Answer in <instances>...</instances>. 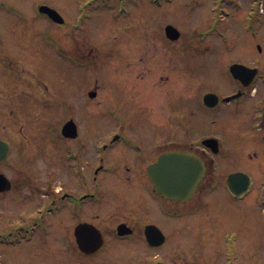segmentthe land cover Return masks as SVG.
I'll return each mask as SVG.
<instances>
[{
    "label": "rangeland",
    "instance_id": "374dc122",
    "mask_svg": "<svg viewBox=\"0 0 264 264\" xmlns=\"http://www.w3.org/2000/svg\"><path fill=\"white\" fill-rule=\"evenodd\" d=\"M115 1L0 0V41H2L0 42V77H13L9 79L8 88L3 87L2 84L5 82L0 79L2 89L0 113L9 114L7 110L14 109V106L6 108L2 105H13L12 99L14 96L18 97L17 93L23 89L29 91L30 81H33L31 87H34V83L44 81L43 89L46 90L44 96L46 105L44 104L43 109L41 111L30 109V114L36 117H41L43 112L42 134L38 132L37 140L26 145L30 155H60L61 126L69 114H73L82 125L90 127L91 137L97 136L103 139L118 125L124 127V134L144 149L143 155H147L154 146L158 143L162 144L166 139L185 140L186 134L172 135L167 127L169 115L174 110L172 105H168L169 89L172 90L171 92L176 90L170 86L164 87L163 79L166 76L160 74L170 70L166 65L168 58H159L156 71L149 78L148 83L142 85L133 77L139 72L152 71L149 62L154 57L152 46L155 43L161 42L166 48L164 54H168L163 32L165 23V26L172 23L178 27L182 31L183 41L188 35L190 37L187 45L182 42L185 46L182 51L168 55L171 57L178 55L177 57L182 58L183 63L178 69L180 72L191 75L194 67L189 64L194 60L196 63L210 64L204 68L203 73L199 70L195 71L199 78L196 83L199 97L204 88L221 94L232 90L235 82H231L224 71L229 62L234 60H242L245 64L256 62L261 71L264 70V51L258 53L257 44L255 45V42H259L264 49V21L256 24L260 34L257 40H251L242 31L245 24L243 18L252 0H239L245 7L243 5L241 10L235 11V14L221 24L220 31L224 32L232 44H223L226 37L213 34L207 39L208 54L201 51V46L196 41L200 36L196 33L209 29L211 20L217 17L210 11L212 0H171L173 4L169 0H160L159 3L154 0H126V3L122 0ZM137 2L139 6L135 7ZM106 3L114 6L111 8ZM126 4L132 10L129 17L121 14ZM38 5H47L58 11L66 21L64 26L39 16ZM158 5L164 7L158 8ZM259 6H262L260 9L263 8L264 11V2ZM43 32L45 34H41ZM44 35L49 46L56 42V46L61 47L64 56L56 52V46L46 48L43 45L41 37ZM136 44L141 45V49L139 46L136 47ZM26 45H29L30 49ZM39 45L45 47L43 51L36 50ZM161 50L163 51V48ZM69 52L74 56L78 53L86 55L82 56L86 60H80L84 66H75L71 62L64 61V58H69ZM170 63L176 65L177 59L170 60ZM171 76L173 82H177L176 74L171 73ZM101 78L104 89L100 98L93 103L90 110L84 109L80 91L95 89V84ZM257 87L259 90L263 89V86ZM247 91L253 94L255 88L248 87ZM191 104L195 108L193 121L205 119L207 112L200 108L196 98ZM28 107L30 108L31 104ZM183 107L184 105L177 106L178 109ZM17 113L21 116L20 112H15V115ZM248 116H250L249 112H243L237 119L245 125ZM4 118L2 116L0 120ZM89 118H92L90 124L87 122ZM162 123L166 126L163 127ZM227 123H230V120ZM187 132L190 133L191 130ZM25 133H30L28 125ZM200 135L193 128L192 136L201 137ZM198 137H193L194 141L198 140ZM226 138L224 143L226 149L223 152L230 153V156L228 159H226L228 155L222 156L221 170L209 173L196 199L185 208L187 212L194 213L187 218L175 220L158 214L157 220L165 228L169 239L162 254L171 255L170 253L176 249L178 256L188 257L184 261L178 259V264H193L195 262L192 261H196L197 258L198 264H228L227 256L224 254V242L221 243L222 252L219 251L221 254L218 253L216 258L211 256L212 251L218 248L221 239L223 240L221 233L227 231L239 233L236 240V255H231L229 260L232 258L231 261L235 264H264L263 206L256 204L255 195H249L243 201L233 199L226 192L225 181L222 183L215 179V175L217 179H223L221 175L239 170L247 171L256 182L264 181L262 173L264 150L261 153L259 148L241 139L232 141L231 138ZM236 152H241V155L234 154ZM244 152L245 155H242ZM64 153H67V148ZM254 153H257L256 156L250 160L249 155ZM108 155H117V153ZM11 158L17 162V156ZM253 162L256 164L253 165ZM17 167L20 168L14 162H9V165L2 169V173L11 178L19 173L24 175L25 172H20ZM32 181L34 182L32 185L23 186L24 190L21 193H15L19 201L9 196L0 197V241L15 233L18 225H20L18 232L24 231L22 218L15 221L19 213L31 209V214L34 215H25L27 219H31L39 216L37 215L39 212L40 214L43 212L45 205L40 203L44 198L41 192L43 193L45 187H41L42 190L38 189L34 194L37 185L43 184L41 182L43 178L39 176L38 180L35 178ZM177 209L181 210V206ZM198 209L199 211L196 212ZM31 221L28 220V223ZM53 221L55 220L47 217L45 228H40L37 224L34 227L37 231L29 244L23 242L19 246H10L0 242V264H147L145 260L142 261L145 258L143 256L148 252L145 251L143 243L135 240L114 244L113 247L119 250V255H113L115 259L112 261L109 259L112 255L108 252L95 258H86L75 251L74 245L71 246L73 241L64 235L59 223ZM204 224H209L207 230L202 229ZM211 224L213 229L209 228ZM46 228L47 230L43 231ZM66 232H69V229ZM226 238L230 239V236ZM216 259L219 263L215 261ZM177 261H173V264H177Z\"/></svg>",
    "mask_w": 264,
    "mask_h": 264
},
{
    "label": "flooded vegetation",
    "instance_id": "af4514ba",
    "mask_svg": "<svg viewBox=\"0 0 264 264\" xmlns=\"http://www.w3.org/2000/svg\"><path fill=\"white\" fill-rule=\"evenodd\" d=\"M153 48L154 57L149 62L152 71L147 73L139 72L134 76L142 85L148 83L149 78L154 75L156 63L160 60L159 58L165 59L167 57L159 55V46H154ZM167 58L166 65L172 59L171 57ZM180 66H176L174 69L180 68ZM166 72L160 73L166 76L163 79L164 87L170 86L176 89L173 92L169 89L168 105H172L174 110L173 112L170 110L171 114L169 115V124L167 125L168 131L172 135L182 136V133L183 135L186 134L185 140L166 139L162 144L158 143L154 146L147 155H143L144 149L140 145L137 144L138 146L133 147L129 142L125 143L123 151L117 153V155H108L112 151H107L114 148V143H112L104 147L106 150L104 155H98L95 143L90 141L89 130L82 131L79 126L77 138L68 140L72 145L69 147L71 149L69 154L66 155L64 153L65 141L67 140L61 137L60 155H56L55 158H49L50 155H44L43 167H36L35 161L32 159L29 167L24 170L25 174L22 175V178L17 179L18 184L16 183L17 176L14 178V191L15 193H21L24 190V185L30 186L34 183L32 180L35 178L38 180V177L42 176L43 181L41 182L43 184L37 185L38 187L36 186L37 190L34 189V194L38 189L42 190L40 189L41 187H45L43 193L41 192V195L44 196L41 204L45 205L48 215L59 223L64 235L69 237V240L77 241L78 235L76 231L82 224L98 227L103 234L105 246L101 252L93 255V257L104 253L105 250L112 251V255L117 256L119 255V250L111 246L135 240L143 243L145 251L148 252V256H143L145 257L143 260L150 261L147 264H173V261H177L176 249L170 253L171 255L164 256L162 254L163 248L169 239L165 228L160 225L157 217L160 214L166 218L178 219V217L182 216L180 214L185 213V208L189 202L167 199L156 190L150 168L156 164L164 153L192 151L195 155H199L207 167L211 169L216 168V162L222 164V158L218 159L220 155H228L226 157L228 159L230 153L223 152L224 150L215 153L206 149L203 146V142L209 138H217L221 148L222 145L225 147L226 137L231 138L232 141L241 139L250 145H254L255 148H259L261 153H263L264 83L262 79L256 80L250 86L255 88V93L253 94L248 92V87L244 86L240 81L233 78L230 79L231 82H235L232 88V90H235L233 93H240L241 97L226 102L224 98L230 96L229 92L232 90L225 94L217 93L219 96L218 104L208 109L203 104V97L210 93L208 89L204 88L200 97L199 91L194 92L193 83H197L199 79L196 72H193L196 76L193 73L190 75L182 72ZM171 73L176 74L177 82H173ZM145 75L148 77H145ZM5 77L7 79L1 77L0 79H3L2 81L5 82L2 84L3 87L8 88L9 78ZM189 79L193 83L188 81ZM101 86L103 85L97 86V95ZM257 86H263V89L259 90ZM28 89L29 91L23 89L20 93H17L18 97H13V105H2V107L6 108L14 106L13 110H7L9 114L0 113V116H4V119H6L3 125L0 126V138L10 143H16L15 145L22 144L21 142L26 143L30 140V135L24 134L28 120L34 118L33 114H30V109L33 108L35 111L41 110L44 107L42 99L44 90L39 87ZM0 90L2 89L0 88ZM89 90L83 94V99H85L83 106L85 107H93V103L96 100V98H88ZM194 98H196L200 108L206 110L207 115L205 119L201 117V120L196 119V121H193L195 117L193 111H195V108H193L191 101ZM211 102H213V99H211ZM30 104L31 107L29 108L28 105ZM182 105H184L182 109L177 108V106L181 107ZM202 105L206 106V109ZM248 105L250 107H247ZM209 110H213L211 114ZM15 112H20L21 116L18 117V113L15 115ZM243 112H249L250 114L247 117L245 125L240 123V119H237L241 117ZM257 115H262L263 118L256 120ZM27 117L30 118L23 120ZM229 120L230 123H227ZM250 120L251 123H249ZM161 125L163 127L166 126L164 123ZM182 126L187 131L191 130V132L188 133L185 129L182 131ZM242 127L243 129H241ZM193 128L196 129L198 135H202L198 138L199 145L192 142L193 137H198L192 136ZM226 128L231 130L230 134L225 132ZM236 128L239 129L237 132H240V135H237ZM168 131L166 132L168 133ZM32 133L34 137L38 134L37 131H33ZM19 149H23V147L21 146ZM13 150L15 153L16 146ZM245 152L242 155H245ZM16 154L24 155L25 153L23 150H20ZM234 154L241 155V152ZM256 154L249 155L250 160H253ZM203 186L204 182L201 183L199 189L200 187L202 189ZM2 195L6 194L1 193L0 196ZM178 206H181V210L177 209ZM28 212L31 215L30 209H28ZM154 227L160 229L165 236V243L162 246L153 244L157 243L160 239V235ZM68 229L69 232H66ZM85 230L88 231V228ZM211 255L216 256L217 253L212 252ZM162 256L165 258H162ZM150 257L153 258L150 259ZM113 259L115 257H112ZM215 261L218 263L217 259Z\"/></svg>",
    "mask_w": 264,
    "mask_h": 264
},
{
    "label": "water",
    "instance_id": "95a60500",
    "mask_svg": "<svg viewBox=\"0 0 264 264\" xmlns=\"http://www.w3.org/2000/svg\"><path fill=\"white\" fill-rule=\"evenodd\" d=\"M42 11L48 13L55 21L63 23L61 16H59L52 9L43 7ZM167 33L172 39H177L179 37V33L171 26L167 28ZM70 128L71 123L65 127L66 135H68L67 132L70 130ZM9 151V145L0 140V163H2L8 157ZM159 168H161L162 173L166 174L171 180H167L161 184L157 183L158 191L167 197L180 199L190 198L194 194L198 183L201 181L205 173L204 165L199 158H197L195 155H184L180 153L163 156L160 160ZM167 169H169L168 172H166ZM245 177L246 176L243 175H235L231 177V180L229 181V188L235 196H239L240 193L243 194V192L247 190V181L245 189L241 190L243 192H240L234 188V182L240 180L244 181L243 179H245ZM169 181L175 182L174 185L169 183ZM6 184L7 182L5 181L0 183L2 189H4ZM8 187L9 185L7 188ZM98 239L101 240L100 237H98ZM94 245L95 243H93L92 247ZM82 248L86 252L90 253L88 247L83 246Z\"/></svg>",
    "mask_w": 264,
    "mask_h": 264
}]
</instances>
